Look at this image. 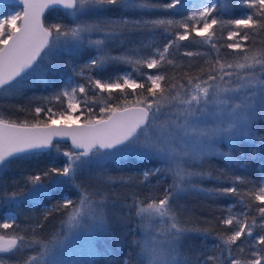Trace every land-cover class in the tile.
<instances>
[{"label": "snow or ice", "instance_id": "snow-or-ice-1", "mask_svg": "<svg viewBox=\"0 0 264 264\" xmlns=\"http://www.w3.org/2000/svg\"><path fill=\"white\" fill-rule=\"evenodd\" d=\"M19 3L22 5L19 11L0 17V95L19 91L29 79L43 78L47 72L56 71L55 61L61 54L76 57L87 48L92 50V55L76 73L87 83L69 86L55 97L56 100L67 99L65 111L57 113L52 108L37 107L36 116L46 111L48 119L46 122L37 119L31 127L0 117V167L10 166L13 162L10 158L20 153L51 148L60 152V145L53 144L57 137H70L72 146L80 150L64 151L67 160L63 166L53 165L42 175L29 177L32 188L28 192L11 194L12 200L24 197L36 201L49 196L53 188L71 186L77 199L62 196L45 213L47 219L52 212L64 211L62 224L66 230L49 241L38 240L34 234L32 237L16 232L0 234V262L9 255L36 247V255L28 256L23 264H94L93 261L65 262L59 257L65 241L78 230L93 236L110 233L109 198L103 186L116 181L111 177H96L95 186L77 181L92 166H103L106 162L132 156L159 163L143 172L144 181L163 173L165 177L171 175L172 183L161 198L138 200L133 196L132 204L127 205L128 216L134 211L137 218L139 238L132 241L135 253H129L122 264H200L183 251L187 235L199 230L185 226L176 203L182 193L195 188L206 176L211 178L210 173L197 171L194 165L199 163L203 167L210 156L234 159L231 151L220 149L221 144L235 150L240 143L248 142L264 151V134L256 128L257 122H264V48L255 47V37L264 32V0H204L182 20L131 22L123 16L110 18L108 14L158 9L171 13L177 6H182V0H168L164 4L152 0H19ZM240 6L253 11L227 20L213 15L218 9L226 12ZM47 9H63L69 23L46 26L41 17ZM92 16L96 19H86ZM18 21L23 23L17 26ZM130 23L134 28L149 32L161 29L174 38L162 48L154 47L148 55H139L133 49L130 54L113 56L109 50L111 43L121 40ZM218 25L221 31L225 25L229 26L226 39L231 43H218ZM193 33L199 41L190 39ZM250 37L253 38L252 45L241 43ZM183 41L195 43L197 50H187L188 46L180 43ZM224 46L236 55L231 58L221 55L220 48ZM173 48L177 53L184 48L182 55L185 57H207L199 74L191 73L192 62L186 65L178 61L170 52ZM200 48L209 49L215 55L209 51L201 52ZM109 64L130 65L139 73L140 79L133 78L130 73L117 75L114 79L85 77L86 71L103 72ZM185 67L189 71H184ZM144 68L157 71H141ZM168 68L173 70L171 75ZM96 89L109 94L99 100L105 105L100 111L109 113L107 119H89L81 129L73 131L53 127L58 119L78 120L79 117L72 114L81 104L96 105ZM117 89L122 95L113 97L112 93ZM127 89L132 93L129 94ZM137 89L141 91L137 93ZM78 93L81 94L79 97ZM130 95L134 99H130ZM116 99L123 101L122 108L119 104L108 103ZM256 154L254 151L252 158ZM261 171L262 178L258 182L235 178L234 184H253L243 193L236 187L209 190L210 195L240 196L242 210L238 213L229 210L228 215L220 219V223L229 226L230 230L217 234L219 244L215 248L219 254L206 257L203 264H264V206L256 208L260 217L257 220L250 218L253 209L247 202L264 205V168ZM120 182L126 184L129 181L121 178ZM15 220L14 216L8 217L0 222V229L13 228ZM257 227L260 231L254 233ZM94 253L95 249L90 245V254Z\"/></svg>", "mask_w": 264, "mask_h": 264}, {"label": "trees", "instance_id": "trees-1", "mask_svg": "<svg viewBox=\"0 0 264 264\" xmlns=\"http://www.w3.org/2000/svg\"><path fill=\"white\" fill-rule=\"evenodd\" d=\"M154 3L164 4L168 0H152ZM197 5L192 6L190 3L182 0V6H177L176 9L171 10V13L165 12L163 9L158 10H126L123 12L109 13L110 18L119 19L121 16L131 21L137 20H152V19H173L182 20L190 11H193ZM199 6V5H198ZM6 6H0V17L6 14ZM245 11H253L247 9L246 6L233 7L226 12H221L219 9L213 13L214 16H219L221 19L227 20L231 17L241 15ZM174 13V14H172ZM257 18L258 17H254ZM89 21L95 20L94 16L86 17ZM53 23H69V18L64 15L63 10L54 9L51 10L44 18V24L50 25ZM175 30V29H173ZM230 30L228 25H225L221 31L220 26H216L217 40L220 45H226L231 43L227 41V33ZM182 31V29H181ZM251 31V30H248ZM194 33L190 38L193 40ZM93 38H97L94 36ZM174 37H170L165 34L161 29L155 31H145L143 29L132 27L131 23L129 28L125 30L121 40L111 43L110 52L113 56L130 54L131 50L135 49L139 55H148L153 51L154 47L162 48L163 45ZM182 45H187V50L196 51L197 45L190 43V41L180 42ZM242 44L252 45L253 38L247 42L241 41ZM152 45V47H149ZM255 47L260 49L264 48V32L259 33L255 37ZM184 48H181L179 53L175 52V48L170 52L175 54V58L178 61H183L186 65L188 62L193 63V67L190 69L192 74H199L198 70L203 63V60L207 57H185L182 55ZM201 52L209 51L212 55H215L209 49L200 48ZM220 54L231 58L236 55L232 49H228L226 46L220 48ZM91 49H82L81 54L76 57H69L67 54H61L55 61L56 71L47 72L43 78H31L25 82L23 88L19 91L9 93L7 95H0V117L15 122L17 124L32 125L36 123L37 119L46 122L48 114L46 111H42L40 116L37 117L35 109L41 107L43 109L52 108L54 112H60L65 110L66 102L62 97L60 100H56L55 97L63 90L69 88L72 84H86L87 81L84 77L76 75L80 71L81 67L88 62L91 58ZM141 71L144 72H156V69L144 68ZM164 71V69H162ZM172 69L168 68L169 75L172 74ZM184 71H189L185 67ZM130 73L133 78L140 79L139 73L133 71V67L126 64H109L105 67L103 72L96 70L86 71V76H93L94 78L103 77L108 79L109 77L115 78L117 75H123ZM182 83H186V80H181ZM129 94L132 93L131 89L126 90ZM141 90L137 89L139 93ZM98 103L96 105L89 104L85 106L81 104V114L84 115L83 121L87 122L89 119H106L109 115L108 112H101V107L105 105L99 103L101 97L107 98L108 93H100L98 89L95 90ZM91 92L89 96L91 97ZM78 97L81 94H77ZM113 97H120L122 94L117 89L112 93ZM130 99H134L130 95ZM113 106L119 104L122 108V100L108 101ZM42 126V125H41ZM257 131L264 134V122H257ZM258 143V141H257ZM60 145V152H56L54 148L48 153H37L32 155L23 156L13 159L10 166L2 168L0 170V222L4 219L6 214H14L16 217L13 228L0 229V234H10L16 232L26 237H32L41 241H49L54 236L63 232L64 225L62 221L64 219V211H55L48 215L45 219V213L53 205L63 197H68L73 200L77 199L75 189L71 186H66L61 191L60 188L52 189L49 196L40 198L36 201L31 199H25L24 197H18L16 200L11 199L12 192H28L32 185L28 182L29 177L35 175H42L47 168L51 166L61 167L67 160V157L63 156L64 151H73L66 143H58ZM223 151H231L233 160H225L219 156H210L203 164V167L198 165L197 171H205L211 174V178L207 176L196 184L193 191L181 196L177 201L176 207L179 210L180 218L185 222V226L190 229H198L199 231L191 232L187 235L183 241V251L186 255L193 259V261H199L203 264L206 257L210 255H218V249L215 248L219 244L217 234L223 231H228L229 226L222 225L220 219L227 216L229 210L233 213H238L242 210V205L239 203L240 196L231 195H219L209 194V190L219 189L224 187H236L240 193L245 192L247 189L252 188L251 183H233L236 177H243L246 181L258 182L262 178L261 169L264 168V151H260L253 144L248 142L240 143L235 150H231L230 147L221 145ZM256 152L255 158H252L251 154ZM158 166L156 161H143L135 157L129 159L120 160L116 163H111V166L104 172V175L98 176L95 172L90 173L89 177L82 175L77 183H92L96 185L94 178L102 177L107 179L113 178L116 182L111 184H105L103 187L110 186V190L115 191L117 184L121 183L120 179L129 181L125 184V188L128 191L134 192V196L140 200H145L147 197L160 198L162 192L168 188L167 182L155 183V179L159 176H151L149 181H144L143 172ZM104 176V177H103ZM204 189L205 191H200ZM247 201V198H245ZM252 204L251 217L260 219L259 213L256 208L264 206L259 202L247 201ZM113 212H110L111 231L108 234L100 236L93 243L91 247L95 249L94 254H90V249L87 251L88 261H93L94 264H122L123 259L128 256L129 253H135V248L132 245L133 239L139 238L136 232V219L133 214L129 217L128 211L125 207L113 208ZM111 209V210H112ZM130 210V209H129ZM122 217H128L126 220ZM42 225V226H41ZM257 227L254 233L259 232ZM243 239V237H242ZM237 243H240L239 241ZM22 253L36 255V247L25 249ZM27 255V254H26ZM24 258L27 256H23ZM17 264H23L19 262Z\"/></svg>", "mask_w": 264, "mask_h": 264}, {"label": "rangeland", "instance_id": "rangeland-1", "mask_svg": "<svg viewBox=\"0 0 264 264\" xmlns=\"http://www.w3.org/2000/svg\"><path fill=\"white\" fill-rule=\"evenodd\" d=\"M6 7H7L6 13H11V12L20 10L19 7H15V6H6ZM196 7H198V5ZM20 24H21V21H18L17 22V26H19ZM193 40L199 41L200 38L196 37L195 34H194ZM76 85L77 84H72L71 86L74 87ZM65 102H66V106L65 107L67 108V99L66 98H65ZM66 108H65V110H66ZM165 111H167V110H165ZM57 113H59V112L57 111ZM72 115H73V117H77L78 116L79 119L78 120L72 119L70 121H64V120L58 119L56 124H81V123H86L85 121H83L84 115L81 114V107H79V109L76 112H74ZM221 145H225V147L229 148V146L227 144H221ZM221 145L219 147H221ZM72 152H75V151L73 150ZM131 157L132 156H126V157L117 159L115 161H109V162H106L103 166H92L91 168L87 169L83 173V175L89 177L90 173L95 172L98 176H102V175H104V172H106V170L111 166V163H116L117 161L129 159ZM198 165H200V164L197 163L196 165H194L195 170L198 168ZM158 166H159V163H158ZM155 180H156L155 183L158 184L157 187H159V185H160L159 183H162V181H166L168 187L172 183L171 175H168V176L165 177L163 173L160 175L159 178H156ZM111 185L105 187L106 194L108 195V198H109V215H110V212H113V209L110 208V207H113V208L125 207L128 211H130L129 207H127V205H131L132 204L134 192L128 191L124 187L125 184H122V183L117 184V186L115 187V191L113 192L112 190H110ZM58 188H60L61 191H63V188H66V186H62V187H58ZM53 189H57V188H53ZM193 190H194V188L190 189L186 193H182L181 196H184L185 194H187V193H189L190 191H193ZM163 194H164V192H162L158 196H160V198H161L163 196ZM137 199L140 200L139 198H137ZM13 216L15 217L14 214H9V213L4 215V219L2 220V222L4 220H6L8 217H13ZM133 216H134V218L137 221V218H136V216L134 214V211H133ZM64 230H66L65 227L63 228V231ZM99 237L100 236H93L92 234H89L85 230L76 231L73 235L69 236L67 241H65V248L61 252L59 258L64 260L65 262H67V261H88L87 251L90 249L91 243H93ZM26 254L17 253L16 255H9L8 258L4 259L2 262H0V264H17L20 261L24 262V260L28 256H30V254H28V253H26ZM24 255L27 256V257L24 258L23 257Z\"/></svg>", "mask_w": 264, "mask_h": 264}, {"label": "water", "instance_id": "water-1", "mask_svg": "<svg viewBox=\"0 0 264 264\" xmlns=\"http://www.w3.org/2000/svg\"><path fill=\"white\" fill-rule=\"evenodd\" d=\"M184 1L190 3L192 6H194V5H200L201 3L204 2V0H184ZM0 6H15V7H19V8L22 7V5H20V3H19V0H0ZM51 10H54V9H47V10L44 11L43 16L41 17V19H42L43 22H44L45 16ZM60 10H63V9H60ZM22 23L23 22L21 21V24ZM41 55H43V53H41ZM17 79H19V77ZM13 83H15V81ZM84 124L85 123H81V124H55V125H53V127L54 128H64L67 131H73V130L81 129ZM28 126L31 127V125H28ZM56 143H66L75 152H79L80 151L79 149H75L72 146V142H71V138L70 137H64V138L57 137V138H54L53 144H56ZM51 149L32 150V151H28V152H25V153L17 154L15 157H12L10 159L13 160V159H16V158H20V157H23V156H27V155H31V154H36V153H48L49 151H51ZM101 151H114V149L113 150H101ZM1 168L2 167H0V169Z\"/></svg>", "mask_w": 264, "mask_h": 264}, {"label": "bare ground", "instance_id": "bare-ground-1", "mask_svg": "<svg viewBox=\"0 0 264 264\" xmlns=\"http://www.w3.org/2000/svg\"><path fill=\"white\" fill-rule=\"evenodd\" d=\"M50 152V151H49ZM37 154V153H36ZM32 155V154H31ZM3 168V167H2Z\"/></svg>", "mask_w": 264, "mask_h": 264}]
</instances>
